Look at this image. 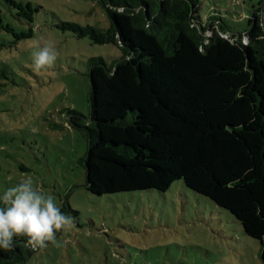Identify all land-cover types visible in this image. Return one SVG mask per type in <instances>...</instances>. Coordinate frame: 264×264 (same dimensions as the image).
<instances>
[{"label":"trees","instance_id":"16d2710c","mask_svg":"<svg viewBox=\"0 0 264 264\" xmlns=\"http://www.w3.org/2000/svg\"><path fill=\"white\" fill-rule=\"evenodd\" d=\"M98 1L107 30L60 26L122 53L111 64L89 59L90 117L66 111L87 141V191L164 193L181 181L230 213L264 264V0L244 31L216 13L202 20L201 0ZM26 240L0 248V264H26L40 250Z\"/></svg>","mask_w":264,"mask_h":264},{"label":"rangeland","instance_id":"374dc122","mask_svg":"<svg viewBox=\"0 0 264 264\" xmlns=\"http://www.w3.org/2000/svg\"><path fill=\"white\" fill-rule=\"evenodd\" d=\"M261 1L201 0L200 16L216 13L244 31ZM0 11L9 26L0 31V73L6 76L0 78V194L30 174L61 210L78 213L68 212L77 226L57 232L59 246L49 242L26 264H263L260 243L181 181L164 193L87 191L80 164L87 141L66 111L90 117L88 61L111 64L122 53L60 26L107 30L109 18L98 0H0ZM43 46L58 57L52 68L36 71L32 54Z\"/></svg>","mask_w":264,"mask_h":264},{"label":"clouds","instance_id":"9594fccd","mask_svg":"<svg viewBox=\"0 0 264 264\" xmlns=\"http://www.w3.org/2000/svg\"><path fill=\"white\" fill-rule=\"evenodd\" d=\"M36 71L54 66L58 52L43 46L32 54ZM0 194V248L12 250L16 237H27L25 246L43 249L51 242L59 246L57 232L77 226V218L65 213L55 197L46 194L30 174Z\"/></svg>","mask_w":264,"mask_h":264},{"label":"water","instance_id":"95a60500","mask_svg":"<svg viewBox=\"0 0 264 264\" xmlns=\"http://www.w3.org/2000/svg\"><path fill=\"white\" fill-rule=\"evenodd\" d=\"M262 27L264 29V2H263V6H262Z\"/></svg>","mask_w":264,"mask_h":264},{"label":"built area","instance_id":"2783aa9c","mask_svg":"<svg viewBox=\"0 0 264 264\" xmlns=\"http://www.w3.org/2000/svg\"><path fill=\"white\" fill-rule=\"evenodd\" d=\"M244 43H245V44H247V43H248V39H247V38H245V40H244Z\"/></svg>","mask_w":264,"mask_h":264}]
</instances>
